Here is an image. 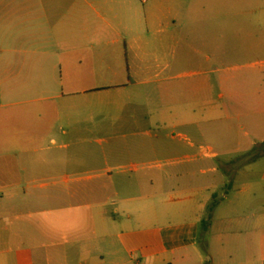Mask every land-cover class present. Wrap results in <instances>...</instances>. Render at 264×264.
Returning <instances> with one entry per match:
<instances>
[{"label": "crops", "instance_id": "1", "mask_svg": "<svg viewBox=\"0 0 264 264\" xmlns=\"http://www.w3.org/2000/svg\"><path fill=\"white\" fill-rule=\"evenodd\" d=\"M221 2L0 0V264H264V71L223 68Z\"/></svg>", "mask_w": 264, "mask_h": 264}, {"label": "rangeland", "instance_id": "2", "mask_svg": "<svg viewBox=\"0 0 264 264\" xmlns=\"http://www.w3.org/2000/svg\"><path fill=\"white\" fill-rule=\"evenodd\" d=\"M223 14L225 11L237 14L236 17L231 19L225 18L223 16V26L231 27V41L234 42L237 47L236 50H232V60L227 62L223 68H227V71L235 75H245L247 73H252L256 71H264V48L260 46L264 45V0H222L221 2ZM234 29L236 33L234 34ZM264 47V46H263ZM258 62V65H253ZM217 99V97L215 96ZM223 101L222 103H224ZM229 123L222 122L221 126L224 128ZM241 125H245L244 120L241 121ZM220 125V124H219ZM211 124L210 127H212ZM172 131H169L171 133ZM171 136H176L178 140L173 141L171 139H166L164 141L163 149L157 152L155 156L152 157H186L185 152H180L181 147H186V145L195 144V150L189 151L188 156L193 157L198 154L199 149L205 146L207 149L214 148V152H218L215 147L214 138L210 131H207L205 138H198L192 132L186 133L182 131H175L171 133ZM172 150H169V147ZM176 149V148H178ZM107 147L94 146L92 147L91 155L92 157H101L102 150ZM113 154H109L108 157H136L135 155L121 153L122 147H117ZM230 148V147H228ZM219 157H240L236 154L231 155H220ZM264 163V162H263ZM264 166V164H263ZM244 167L240 163L233 166L235 170L239 171ZM209 236V235H208ZM206 237V236H205Z\"/></svg>", "mask_w": 264, "mask_h": 264}, {"label": "trees", "instance_id": "3", "mask_svg": "<svg viewBox=\"0 0 264 264\" xmlns=\"http://www.w3.org/2000/svg\"><path fill=\"white\" fill-rule=\"evenodd\" d=\"M263 157H264V144L261 145L259 148H256L255 150H253L247 156H245V158H246V160H248V162H254V161L259 160V159H261ZM242 160L243 159H239V161L234 163V164L241 163ZM217 204H218L217 195H214L213 196V201H212L211 205L208 207L209 220L211 219L212 213L216 209Z\"/></svg>", "mask_w": 264, "mask_h": 264}]
</instances>
